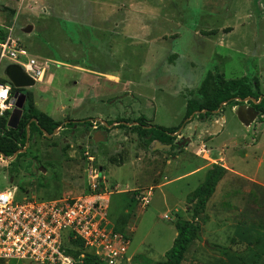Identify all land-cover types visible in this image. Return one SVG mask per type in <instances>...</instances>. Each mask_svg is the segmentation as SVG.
<instances>
[{"label": "rangeland", "instance_id": "rangeland-1", "mask_svg": "<svg viewBox=\"0 0 264 264\" xmlns=\"http://www.w3.org/2000/svg\"><path fill=\"white\" fill-rule=\"evenodd\" d=\"M28 3L17 14L15 0H0V41L10 35L27 57L46 66L40 82L19 91L26 98L29 91L35 107L61 126L50 136L28 129L21 147L26 154L13 163L0 160V190L16 186L19 196L51 199L87 196L100 185L97 199L107 220L130 236L123 264H157L172 245L176 218L193 219L194 201L187 196L220 164L226 172L203 217L195 218L201 240L188 243L182 263L264 264V119L258 114L245 124L235 115V107L249 100L214 110L204 121L193 119L172 134V153L148 147L140 156L131 128L139 116L176 126L187 100L205 101L199 88L209 72L225 80L256 78L264 94V0ZM0 62L7 79L3 69L13 60ZM3 116L8 121L10 113ZM29 120L24 107L15 128ZM93 124L104 132L97 142ZM31 159L45 171L30 170ZM207 242L231 251L221 254Z\"/></svg>", "mask_w": 264, "mask_h": 264}, {"label": "built area", "instance_id": "built-area-1", "mask_svg": "<svg viewBox=\"0 0 264 264\" xmlns=\"http://www.w3.org/2000/svg\"><path fill=\"white\" fill-rule=\"evenodd\" d=\"M3 57L15 61L34 81L42 80L46 66L27 57L26 50L10 35L0 41V59ZM11 87L7 79L0 81V115L13 107ZM11 156L0 152V160L7 164L14 160ZM13 188L0 190V262L83 264L88 255L95 264H123L130 258V236L110 224L97 194L67 193L43 199L26 192L19 196L17 187ZM68 249L77 250V257Z\"/></svg>", "mask_w": 264, "mask_h": 264}, {"label": "trees", "instance_id": "trees-1", "mask_svg": "<svg viewBox=\"0 0 264 264\" xmlns=\"http://www.w3.org/2000/svg\"><path fill=\"white\" fill-rule=\"evenodd\" d=\"M2 36L3 34H0V37ZM0 81L3 82L6 81V79L0 78ZM199 89L206 96L205 101L197 103L191 99L187 100L185 113L176 126L164 127L147 123L148 121L145 120L144 116H139L134 120L131 127L133 132H136L138 137L141 138L151 137L166 144H170L173 139L172 134L182 129L193 119L204 121L211 116L214 110L222 112L228 104L236 105L245 98H249L248 102L251 103L262 117V120L264 119V94L259 91L256 78L253 79L252 83L245 77L225 80L209 72ZM15 90L17 89L11 87L12 93ZM27 93L28 101L25 109L29 115V119L34 118L36 122H30L28 127L26 123H21L18 128L8 127L6 125V118L0 115V152L6 156H11L15 151L24 146L27 129L34 127L40 134H43V131L52 133V131L61 124L60 121H55L44 112L38 110L32 103L31 93L29 91H27ZM250 99H254V101L258 102L254 103ZM25 154V152L18 153L12 163L17 162V160ZM10 168L11 172L15 170L13 165H11ZM225 172L226 169L223 166L220 164H213L206 172L202 183L187 196V201H194L192 206L193 219L186 220L180 217L176 218L174 221L176 235L172 240V245L165 252V259L157 264H183L182 257L188 243L192 240H201L200 224L195 218L198 216L203 217L206 202L214 192L217 182L224 176ZM42 184L45 186L46 183ZM102 188L103 187L100 185L95 187L93 193L99 194ZM114 229L116 231H121L119 228L114 227ZM206 245L208 248L217 250L221 254H227L231 251L229 247L221 246L213 242H207ZM68 251L74 258H76L79 253L77 250L73 249H68ZM83 264H95V260L87 255L84 257Z\"/></svg>", "mask_w": 264, "mask_h": 264}, {"label": "water", "instance_id": "water-1", "mask_svg": "<svg viewBox=\"0 0 264 264\" xmlns=\"http://www.w3.org/2000/svg\"><path fill=\"white\" fill-rule=\"evenodd\" d=\"M31 30V26H27L24 31H30ZM5 75L7 77V80L11 83L12 87L13 88H16V89H21V88H27V87H31L34 85L35 81L29 77L28 75H26L22 69L20 68L19 65L17 64H9L7 67H6V70H5ZM25 100H26V94L21 92V91H14L12 93V97L10 98V103L13 105L11 111H10V116L8 118V121H7V126L8 127H15L16 126V122L18 121L21 113H22V110L24 108V105H25ZM244 100H249V98H245ZM252 102H258V101H254V99H250ZM235 113H236V116L237 118L241 121V122H244L245 124H250L251 122H253L254 118L258 115V112L254 109V107L252 105H245V104H241V105H238L235 109ZM31 120L35 121L34 118H32ZM36 122V121H35ZM27 129V128H26ZM28 132V129L26 130ZM57 132V129L55 128L53 131H52V134L56 133ZM43 133L46 135V136H50L49 134H47L45 131H43ZM97 135V132L94 133V140H99V139H102V138H97L96 137ZM184 139V142L185 141H189L190 139L189 138H183ZM184 142H182L184 144ZM156 144L158 146H160V148H165V149H169L172 145L171 144H161L159 142H156ZM175 145H180L179 144V141L178 142H175ZM25 147L27 146V143H25L24 145ZM24 147V148H25ZM24 150V149H23ZM22 149H19L17 150L15 153L12 154V156L9 158V159H13L16 154L18 152H23ZM34 160L32 161V170H34L35 168L34 167ZM38 169L41 171V172H44L45 169L41 166L38 167ZM12 180V178H10V181Z\"/></svg>", "mask_w": 264, "mask_h": 264}, {"label": "crops", "instance_id": "crops-1", "mask_svg": "<svg viewBox=\"0 0 264 264\" xmlns=\"http://www.w3.org/2000/svg\"><path fill=\"white\" fill-rule=\"evenodd\" d=\"M16 2H17V8H11V9H16L17 10V14L19 13V8L21 7V6H23L25 3H27V2H23V3H20L18 0H15ZM31 3L29 2L28 3V5H27V7L28 8H31L32 6H29ZM17 16V15H16ZM25 29V28H24ZM26 32H28V31H26ZM23 47V46H22ZM27 53V52H26ZM27 55H29L30 56V54L29 53H27ZM32 58H34V57H32ZM0 61H1V59H0ZM0 63H2V62H0ZM8 63H10V64H17V63H15V61H13V62H8ZM9 65V64H8ZM18 65V64H17ZM3 68V67H2ZM5 70H6V68H5ZM5 70L3 69V72H4V74H5ZM3 73H0V78L1 79H4V78H2L3 77V75H2ZM33 105L35 106V104L33 103ZM236 108V107H235ZM40 111H42V110H40ZM42 112H44V111H42ZM7 113H10V112H7ZM46 115H48L50 118H52L53 120H55V121H58L57 119H54L51 115H49L48 113H46V112H44ZM231 113H232V110H231ZM146 117V116H145ZM32 119V118H31ZM29 120L30 122H32L33 120ZM88 119V118H87ZM239 120V119H238ZM72 121H80V120H72ZM153 121V120H152ZM29 122V123H30ZM95 123V122H94ZM151 124H154V122L153 123H151ZM28 125L29 124H27L26 126L28 127ZM156 125V124H155ZM187 125V124H186ZM186 125L182 128V129H180L179 131H183L184 130V128L186 127ZM59 126H61V124L59 125ZM58 126V127H59ZM214 127H217V124H215L214 125ZM221 127V126H220ZM92 128L95 130L94 131V133L95 132H97V135H96V137L97 138H101V137H103V131L102 130H99V129H97V127L93 124L92 125ZM96 129H97V131H96ZM179 131H177L176 133H174V134H178V132ZM26 136H27V134H26ZM96 142H97V140H95ZM102 142H104L103 140H101ZM156 142H159V143H161V144H165V143H162V141H160V140H157V139H153V138H151V137H148V138H141V137H139V139H138V146H139V149H140V151H141V155L140 156H142V154H145L146 152H147V148L148 147H150V149L151 150H155V149H162V150H168V152H170V153H172V150H171V147L169 148V149H165V148H160V146H158L157 144H156ZM176 142H178V141H176ZM24 147V146H23ZM21 149V148H20ZM19 150V149H18ZM203 150H205V149H203ZM16 152V151H15ZM14 152V153H15ZM18 153H21V152H18ZM17 153V154H18ZM16 154V155H17ZM155 155H158V154H155ZM178 156V155H177ZM176 156V157H177ZM227 157V156H226ZM136 158V157H135ZM229 163V162H228ZM168 165H169V161H168V163H167ZM229 164H231V163H229ZM167 165V166H168ZM161 167H162V171H163V173H164V167H165V165H161ZM162 171H158L160 174L159 175H161L162 177V179H165L166 178V175H164V174H166V173H164L163 175H162ZM237 171V170H236ZM168 181H171V180H166V181H164L162 184H160V186H162L163 184H165L166 182H168ZM158 186V185H157ZM123 191H125V189H123L122 190V192ZM102 192V191H101ZM100 192V193H101ZM97 194V197H101V196H103V195H101V194ZM67 194V193H66ZM113 227H115L114 225H113ZM116 228V227H115ZM121 232H123V233H126V232H124V231H122L121 230ZM127 234V233H126Z\"/></svg>", "mask_w": 264, "mask_h": 264}, {"label": "flooded vegetation", "instance_id": "flooded-vegetation-1", "mask_svg": "<svg viewBox=\"0 0 264 264\" xmlns=\"http://www.w3.org/2000/svg\"><path fill=\"white\" fill-rule=\"evenodd\" d=\"M17 90L19 91V89H17ZM15 91H16V90H15ZM26 93H27V92H26ZM27 101H28V98H26V100H25V105H24V107H26V105H27ZM96 131H97V129H96ZM30 161H31V165H32V161H33V160L31 159ZM34 165H35V164H34ZM38 167H39V166H37V167L34 169V171L39 170ZM33 168H34V167H33ZM31 169H32V167L30 168V170H31ZM9 170H10V169H9ZM12 180H13V177H12Z\"/></svg>", "mask_w": 264, "mask_h": 264}, {"label": "bare ground", "instance_id": "bare-ground-1", "mask_svg": "<svg viewBox=\"0 0 264 264\" xmlns=\"http://www.w3.org/2000/svg\"><path fill=\"white\" fill-rule=\"evenodd\" d=\"M235 115H236V113H235Z\"/></svg>", "mask_w": 264, "mask_h": 264}]
</instances>
